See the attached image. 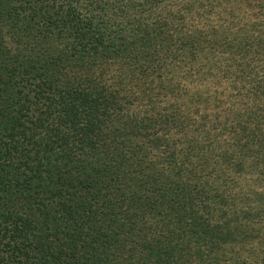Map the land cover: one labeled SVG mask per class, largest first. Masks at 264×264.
Wrapping results in <instances>:
<instances>
[{
    "label": "trees",
    "instance_id": "16d2710c",
    "mask_svg": "<svg viewBox=\"0 0 264 264\" xmlns=\"http://www.w3.org/2000/svg\"><path fill=\"white\" fill-rule=\"evenodd\" d=\"M0 264H264V0H0Z\"/></svg>",
    "mask_w": 264,
    "mask_h": 264
}]
</instances>
